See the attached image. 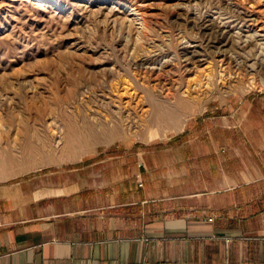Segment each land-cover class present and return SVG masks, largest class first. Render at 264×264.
I'll return each mask as SVG.
<instances>
[{
  "label": "rangeland",
  "instance_id": "374dc122",
  "mask_svg": "<svg viewBox=\"0 0 264 264\" xmlns=\"http://www.w3.org/2000/svg\"><path fill=\"white\" fill-rule=\"evenodd\" d=\"M142 55L150 60L139 73L124 76L137 83L133 99L99 90L108 67ZM101 59L112 63L100 67ZM145 90L196 97L178 130L147 132ZM263 94L264 0H0V160L13 166L0 168V184L36 185L58 172L100 186L140 163L136 185L151 179L153 194L181 192L185 178L214 177V148L226 158L240 142L230 132L236 105ZM66 119L83 137L87 124L99 131L118 122L123 133L108 143L86 139L65 159L61 144L48 150L46 142L58 140ZM49 156L58 162L17 167Z\"/></svg>",
  "mask_w": 264,
  "mask_h": 264
},
{
  "label": "crops",
  "instance_id": "0c3cea01",
  "mask_svg": "<svg viewBox=\"0 0 264 264\" xmlns=\"http://www.w3.org/2000/svg\"><path fill=\"white\" fill-rule=\"evenodd\" d=\"M240 103V142L181 192L136 185L140 163L100 186L58 172L0 184V264H264V94Z\"/></svg>",
  "mask_w": 264,
  "mask_h": 264
},
{
  "label": "bare ground",
  "instance_id": "6f19581e",
  "mask_svg": "<svg viewBox=\"0 0 264 264\" xmlns=\"http://www.w3.org/2000/svg\"><path fill=\"white\" fill-rule=\"evenodd\" d=\"M141 14L143 16H145V12L142 11ZM144 20H145V25L147 27V30L150 31L149 20H147V19H144ZM221 26H224V24H222ZM218 35L219 34H216V35L213 34L214 37L216 36V39H219L221 37ZM180 54H182V53H180ZM121 59H122V57H121ZM149 60H150V57L149 58L146 57L143 59V55H142L140 58L137 57L134 60L130 59V60L124 61L123 63H125V64H119V63L113 64L111 67L107 68L106 73L108 75H106V76L102 75L101 79L99 80L100 85H99V87L97 85V87L99 88L100 91H102V93L105 92L106 94L110 95V97H112V98L115 97L116 99L114 101L121 102L123 97H128V99H130V100L133 99L135 96V93H136L134 88L137 87V83L131 78L125 79L124 76L127 78V76H129L130 72H133L134 74H138L139 71L141 70V68H143L144 64H146ZM95 63L100 65V63L110 64L112 62H110L106 59H101V60H96ZM100 67H101V65H100ZM116 74H119L122 77L114 79V75H116ZM124 84H127V86L124 87L123 86ZM196 86H197V82H196ZM187 91H188L187 96L180 95V93L178 91H174V92L172 91V93L169 95V97H164V96L163 97L162 96L156 97L151 91H149V90L144 91L143 99H144V102L147 103V106L149 108L148 109L149 118L147 120V123L145 124L147 132H149L152 129H157V130H158V128L161 129V125L165 126L169 130H174V131H176L180 128L182 118H184L186 115H188L189 105L191 103H193L196 99V97L192 98L190 96V92H191L190 90H187ZM129 104H131V103H129ZM82 118L84 119L85 117H82ZM87 123H88V121H87ZM131 123H132V121H131ZM95 125H96V123H95ZM85 126H86V124H85ZM99 126H100V128H99L100 130L98 131V130H96V128L93 125L87 124V126H86L87 131L85 132L87 134V137H88L87 138V137H83L82 135L78 134L77 129H75L74 123L69 121V119L68 120L66 119L64 126H62V127H64L63 132L61 134H59V132H58V134L60 135V136H58V140H56L55 142L52 141L53 143L46 142V141L45 142L47 144L45 142L44 143L46 144L48 150L57 148L61 144V146L59 148H60L62 156L65 157V159H72L74 157V155H76V151H77L75 149L76 144H79L80 142H83V141L85 142L86 139H89V141L93 145L98 144V143H108L109 141L114 139L113 133H121V134L123 133V127L118 122L113 123L111 127L107 126L104 123L99 124ZM81 127L85 128L83 126H81ZM96 127H97V125H96ZM49 141H50V139H49ZM41 142H42V140H41ZM87 142H88V140H87ZM27 149L30 152L42 151V149L35 148L32 145H28ZM82 149L83 148H81V150ZM43 150H44V147H43ZM62 156H60V158ZM56 160H55V158H52V156H49L45 159H39L38 162L35 161L34 163L26 164V166H25V164H19V165H17V167L20 168L19 171H23V170H25L24 168H26L27 166H29L31 168L32 167L35 168V167H39V166L46 164V163L58 162ZM11 163H12V158L6 156L5 158L0 160V168H2V169L13 168V166H11ZM12 172H14V170ZM11 175L12 174H5L4 177L11 176ZM1 177H3V176H0V178Z\"/></svg>",
  "mask_w": 264,
  "mask_h": 264
},
{
  "label": "built area",
  "instance_id": "2783aa9c",
  "mask_svg": "<svg viewBox=\"0 0 264 264\" xmlns=\"http://www.w3.org/2000/svg\"><path fill=\"white\" fill-rule=\"evenodd\" d=\"M139 185H141V184H139ZM209 220H211V219L209 218Z\"/></svg>",
  "mask_w": 264,
  "mask_h": 264
}]
</instances>
